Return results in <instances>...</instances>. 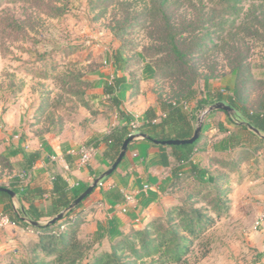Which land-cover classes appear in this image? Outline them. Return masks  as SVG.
Wrapping results in <instances>:
<instances>
[{
  "label": "rangeland",
  "instance_id": "1",
  "mask_svg": "<svg viewBox=\"0 0 264 264\" xmlns=\"http://www.w3.org/2000/svg\"><path fill=\"white\" fill-rule=\"evenodd\" d=\"M44 1L46 4L54 2L53 5L65 6V13L51 17L47 8L42 12L27 4L10 3L9 0L0 5V22L6 16H12L25 22L26 28V37L18 34L4 36L0 24V150L5 154L9 153L10 146H17L23 134L31 133L43 140L45 136L55 134L65 123L87 126L92 120L87 117L93 115L92 108L82 106L80 93L86 90L87 82L91 83V77L98 76L102 69H111V58L118 50L122 49L128 58H134L135 54L141 52L153 64L159 58L149 49L152 46L149 32L155 27L148 24L137 26L122 38H116L111 32V27H118L126 17L124 8L114 4L103 14L102 8L94 9L96 0ZM148 1L130 0L131 7L127 9L134 16L144 14L146 18L144 9ZM203 1H191L193 8L190 1L172 0L171 6L181 27L183 23L202 18L204 21L211 20L205 22V27L219 32V36L226 40L219 43L215 37L219 47L196 60L201 66L202 76L194 86L191 109L185 111L188 115L191 112L195 114V130L202 116L208 135H211V128L217 129L209 138L212 142L209 143L208 139L203 145L207 151L214 148V152L225 153L211 152L213 157L202 160H206L212 177L218 179L222 174L226 175L227 171L222 169V165L227 160L240 158L242 164L239 172L227 174L228 185L223 186L222 180L217 184H203L190 179L174 193L171 188L165 195L159 193L154 212H150V217L143 218L138 224H144L140 229L155 224L157 228L167 230L174 222L171 218L179 219L184 210L205 209L213 218V223L199 237L193 238L189 254L182 261L168 264H264V142L259 143L247 134L245 139L248 142L242 147L233 148L235 145L229 143V139L241 131L237 125L240 121L239 117L229 115L234 116L236 112L206 114L210 107H197L209 93L226 90V81L228 77L231 78V64L240 53L247 55L245 62L248 70L245 75L248 83L242 84L245 88V105L255 110L264 100V38H252L247 31L249 27L250 30L262 31L251 15L256 9V15L260 14L261 9L256 7L260 2L244 1L240 5V15H231L222 14L219 1ZM179 3L182 5L178 6ZM221 23H224L221 27L224 31L219 29ZM233 34H237L236 41L231 38ZM235 45L240 52L231 51ZM135 71L140 74L141 68L134 66L125 75ZM179 89L174 79L159 76L157 95L171 98ZM227 132L229 134L225 135ZM259 136L264 138V134ZM14 176V172L0 165V186L8 187ZM218 190L222 192L223 211L227 208V212L221 215L209 206L216 199ZM189 195L193 196L190 200ZM15 202L18 205L16 197ZM148 218L150 220L145 223ZM49 221L41 222L45 225ZM257 221L260 223L257 224ZM59 224H68V221H60ZM60 225L58 227L62 230ZM58 227L55 228L57 232ZM6 228H0L2 235L15 238L16 242L5 248L0 247V264L31 262L36 256L33 250L38 244L39 232L24 228L25 231L16 236L13 234L14 227ZM98 228L84 225L80 230V238L85 245L83 248L89 252L81 264H90L95 256L111 253L113 245L122 240V237L110 238L109 231L113 226ZM133 229L123 233V236H131ZM36 253L39 260H50L39 250Z\"/></svg>",
  "mask_w": 264,
  "mask_h": 264
},
{
  "label": "trees",
  "instance_id": "2",
  "mask_svg": "<svg viewBox=\"0 0 264 264\" xmlns=\"http://www.w3.org/2000/svg\"><path fill=\"white\" fill-rule=\"evenodd\" d=\"M3 1L5 0H0V5ZM9 1L13 4H27L29 7L36 8L42 12L47 8V13L51 17L63 15L66 11L65 6L53 5L54 2L46 4L44 0ZM187 1H190V4L193 3L191 2L193 0ZM199 1L201 3L204 2L203 0ZM214 1L221 3L222 14L240 15V5L244 1L249 0H209L211 3ZM250 1L260 2L256 6L261 9L260 14L256 15V9L251 15L260 25L262 31L250 30L249 27L247 28L248 36L264 38V0ZM114 4L126 10V17L120 23L118 22L119 26L111 27V32L114 36L122 38L129 33L130 29L137 26L142 27L148 24L151 27H155V30L149 32V37L152 41V46L149 49L154 53L153 55L159 57L156 60V64H153L146 60L147 58L141 52L135 54L134 58H128L125 52L120 49L112 57V64L117 72L131 70L134 66L141 69L144 67V73L151 75L156 85H159V76H168L180 86L174 97L166 98L158 94V105L161 115H158L157 109L150 108L141 120L142 124L138 131L145 134L152 143L156 140L164 142L191 139L195 132L193 125L195 114L191 112V115H188L184 107L187 106L189 110L191 109L190 101L195 96L194 86L202 76L201 66L198 65L196 60L219 47V44L215 42V37L219 39V43L226 40L219 36V32H212L210 28L205 27V22L209 23L211 20L204 21L202 18L196 22L183 23V27H181L182 24L176 20L175 13L171 11L172 0H149L147 7L144 9L147 12L146 18L144 14L132 15L130 9H127V7H131L130 0H96L93 7L94 9L102 8V12L105 14V11ZM181 5L180 3L178 4V6ZM192 7L194 8L193 4ZM0 24L4 36L18 34L26 37L25 22H20L12 16H6L1 20ZM223 24H219L220 31H224L221 28ZM231 38L236 41L237 34H233ZM231 51L240 52L237 45L233 46ZM246 59L247 55L240 53L233 64H231V76L236 79L233 87L228 86L225 91L209 93L197 106L198 109H203L211 107L218 102H225L235 110L236 114L229 116L239 117L238 121L240 122L237 125L239 131H241L229 139V143H232L233 146L235 145L234 147L232 146L233 148L242 147L246 144L248 140L245 139V135L247 134L254 137L259 143L264 142V138H261L250 129V127H254L261 134H264V100L260 103L259 108L255 110L248 108L244 103L246 101L243 95L245 88L242 84L248 83L245 75L248 70ZM211 73L213 74V72ZM131 75H138V71L131 72ZM205 78L208 79L209 77ZM124 82L125 78L123 76H117L115 83L105 88V92L111 96L112 103L118 109L119 114L124 116L127 121L125 126L115 128L103 137L107 145L104 157L110 161L111 166L118 158L124 142L131 134L129 127L130 118L125 116L121 109L122 102L115 95ZM85 85L86 90L80 93L82 106L92 108L93 115H96V111H93V107L90 106L86 99V93L91 83L87 82ZM220 111L226 112L224 110H215L210 114ZM63 126L55 134H59L63 130ZM20 141L19 147L10 148L8 154L0 152V165L3 166V169L7 168L14 172L15 167L10 157L21 154L23 156L21 170L29 173L42 160L41 154L32 153L26 149L28 143L26 134L21 136ZM200 146V140L191 145L169 146L174 160V167L171 171L173 183L170 186L173 193L190 179L203 184L207 182L217 184L219 180H222V185L225 186L228 185L227 174L239 172L242 160L237 158L236 160L223 162L222 169L224 168L227 171L226 175L222 174L218 179L212 177L208 168H203L193 160V155ZM51 182V188L46 189L41 185H32V182L21 184L20 179L15 177L11 180L8 187L0 186L14 191L20 205L19 209L12 207L5 213L10 221L14 225L39 232L38 244L34 246L33 250L36 255L35 258L31 262L23 261L22 264H81L89 253L87 250L85 252L83 248L85 245L80 238V230L85 223V215L80 211L84 201L76 208L71 210L70 208L89 186L71 191L69 183L61 175H53ZM221 193L218 190L214 202L209 203L211 209L219 215L227 212V208L223 211L221 206L223 199ZM225 194L227 195V190ZM0 197L11 198L9 194L3 192H0ZM192 197L189 195L188 200L192 199ZM62 212H66L62 220L53 224L47 223L44 225L41 223L44 219H50L49 222H51V219L53 220ZM64 220L68 221V224L60 225L59 222ZM171 221L174 222L167 230L157 228L155 224H150L144 229H133L131 236L125 237L122 234V240L113 245L111 253L105 252L95 256V259L90 264L179 263L189 254L193 238L199 237L214 220L206 213L205 209L190 208L189 210H184L179 219L171 218ZM34 222L39 224L34 225ZM59 225L63 228L62 230L58 227ZM56 227H58V232L55 229ZM38 250L49 257L50 260H39V256L36 253Z\"/></svg>",
  "mask_w": 264,
  "mask_h": 264
},
{
  "label": "crops",
  "instance_id": "3",
  "mask_svg": "<svg viewBox=\"0 0 264 264\" xmlns=\"http://www.w3.org/2000/svg\"><path fill=\"white\" fill-rule=\"evenodd\" d=\"M112 60L111 58V63ZM143 68L140 74L132 76L125 75L126 71L123 74V71L117 72L116 68L111 66V69H102L98 76L91 77V86L87 90L86 99L91 103L96 115H87L92 119L90 123L85 127L78 123H65L59 134L45 136L43 140L34 134L26 133L28 137L26 149L32 153L41 154L42 160L28 173L21 170L23 156L19 154L12 157L11 162L15 167L14 178H19L25 173L28 175L25 184L32 182V185L37 184L50 189L51 177L61 175L69 183L71 191L91 186L97 178L111 168L110 161L104 157L107 145L103 137L113 129L125 126L127 123L112 103L111 96L105 92L106 86L114 84L117 76L125 78V82L115 95L121 100V109L130 120L135 116H140L142 120L150 108L157 109L158 115H161L156 93L157 85L152 87L155 81L151 75L144 73ZM230 77L226 81L227 87H233L235 84V78ZM205 131L204 133L202 131L201 146L193 155L194 162H201L200 165L203 168H207V163H205L206 160H202L205 157H213L211 152L225 154L223 151L214 152V148L206 150V146L203 145L217 129L211 128V135ZM138 133L141 132L138 131ZM228 134L229 132L225 135ZM20 142L17 146H10V148L19 147ZM85 144L94 146L95 155L87 166H81L79 157L73 156L71 151ZM0 152L3 153L1 150ZM15 163L18 164L15 165ZM173 167L174 160L169 146L154 145L146 138L134 140L130 143L127 154L118 169L110 177L102 180L103 187H97L83 202L80 211L85 215V223L82 227L91 226L99 230L98 227L113 226L114 228L109 231L111 239L121 237L130 229L142 228L144 224L139 225L138 222L150 217L149 213L154 212L153 207L159 200V193L165 195L173 183L171 177ZM17 172H20L18 176ZM127 196L132 198L131 202H127ZM17 204L15 198L0 197V216H6L5 213L12 207L19 209L18 200ZM124 207L128 210L126 213L122 211ZM149 220L150 218L145 220V223ZM8 228H13V234L16 236L25 231L23 227L17 225H10L6 229ZM1 230L0 247L5 248L16 242L15 238L3 236ZM114 235L116 237H113Z\"/></svg>",
  "mask_w": 264,
  "mask_h": 264
},
{
  "label": "water",
  "instance_id": "4",
  "mask_svg": "<svg viewBox=\"0 0 264 264\" xmlns=\"http://www.w3.org/2000/svg\"><path fill=\"white\" fill-rule=\"evenodd\" d=\"M215 110H224L228 113L230 112H234L235 110L229 106L228 104H226L225 102H218L216 104H214L213 106H211L207 113H211ZM206 113V114H207ZM203 121H204V116H202V118L199 120V126L196 128L194 135L191 139L189 140H170V141H153L154 144L156 145H163V146H172V145H191V144H195L197 141L200 140L201 135H202V129H203ZM250 129L255 132L257 135H262L261 132L257 129H255L254 127H250ZM138 138H146L147 136L145 134L142 133H138L136 135L130 136L123 144L121 152L118 156V158L116 159V161L112 164L111 168L109 170H107L103 175H101L99 178H97L93 184L91 186H89L84 193H82V195L74 202V204L71 206V209L76 208L80 203H82L83 201H85L93 192L94 190L98 187V184L104 180L107 177H110L119 167V165L122 163L123 159L125 158L129 145L131 142H133L134 140L138 139ZM0 192L3 193H7L9 194V196L11 198H15L16 197V193L8 188H2L0 187ZM66 212H62L60 215L56 216L53 220H51V222L49 223H56L59 220H62L65 216ZM34 225H38L39 223L34 222Z\"/></svg>",
  "mask_w": 264,
  "mask_h": 264
},
{
  "label": "built area",
  "instance_id": "5",
  "mask_svg": "<svg viewBox=\"0 0 264 264\" xmlns=\"http://www.w3.org/2000/svg\"><path fill=\"white\" fill-rule=\"evenodd\" d=\"M184 108L188 109L187 106H185ZM205 113H207V112H205ZM141 124H142V121H141L140 116H135L130 120V124H129V127L131 129L130 136L138 134V129L140 128ZM71 154L73 156L79 157V163L81 166H87L90 163V161L92 160L93 156L95 155V148L92 145L85 144V145L81 146L80 148H78L77 150H72ZM27 177H28V175L25 173L20 175L19 176L20 183L25 184ZM103 185H104V183L101 181L98 184V187H103ZM126 200H127V202H131L132 198L130 196H127ZM122 211L124 213H126L128 210L126 207H124V208H122ZM259 221H261V220H259ZM259 221H257V224L260 223ZM10 225H14V224L10 221L9 217H7V216H1L0 217V228H5V227H8Z\"/></svg>",
  "mask_w": 264,
  "mask_h": 264
}]
</instances>
